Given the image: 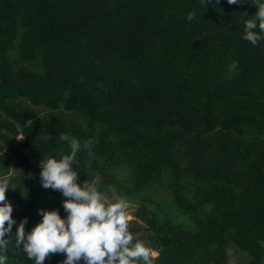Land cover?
<instances>
[{"label":"trees","instance_id":"obj_1","mask_svg":"<svg viewBox=\"0 0 264 264\" xmlns=\"http://www.w3.org/2000/svg\"><path fill=\"white\" fill-rule=\"evenodd\" d=\"M256 11L248 0H0L10 248L21 219L31 231L41 209L66 217L39 162L69 154L59 136L70 132L95 141L77 153L78 183L99 175V191L137 204L129 230L154 264H227L233 246L263 264L264 41L242 39ZM8 264L34 261L10 251Z\"/></svg>","mask_w":264,"mask_h":264},{"label":"clouds","instance_id":"obj_2","mask_svg":"<svg viewBox=\"0 0 264 264\" xmlns=\"http://www.w3.org/2000/svg\"><path fill=\"white\" fill-rule=\"evenodd\" d=\"M212 2L201 0L204 6ZM214 2L219 4L220 0ZM243 2L227 0L229 5ZM248 2L257 11L244 21L242 39L256 46L264 41V0ZM195 16V12H189L187 20L192 21ZM238 67V61H233L229 72L235 73ZM59 140L69 145L70 153L60 159L51 156L42 159L39 178L44 189L62 194L67 215L62 218L56 209H41L42 219L31 231L25 230L28 218L21 219L15 231L14 249L10 248L13 241L9 237L17 222L6 193L13 188L8 175L0 176V264H8L10 251L13 255L22 251L34 264H44L56 254L65 256L60 264H154L157 254L142 240L135 239L129 230L126 201L113 197V202H108L95 185L86 181L83 186L78 183L80 175L73 168L77 153L83 147L92 155L95 141L88 140L81 145L70 132L61 133Z\"/></svg>","mask_w":264,"mask_h":264},{"label":"rangeland","instance_id":"obj_3","mask_svg":"<svg viewBox=\"0 0 264 264\" xmlns=\"http://www.w3.org/2000/svg\"><path fill=\"white\" fill-rule=\"evenodd\" d=\"M101 181H102L101 177L97 175L93 180L87 183L93 184L97 187V189H99L101 185ZM83 184L81 186H83ZM100 192L103 194L106 201L108 202H113V197L123 198L126 201L128 206L127 212L129 216V226L137 220V217L135 216V212L137 211V204L133 200L127 198L123 192H121L119 189H117L116 187L110 184L108 185L106 190H100ZM229 253L230 255L227 264H249L250 262L251 257L246 252L238 249L236 246L230 248Z\"/></svg>","mask_w":264,"mask_h":264}]
</instances>
